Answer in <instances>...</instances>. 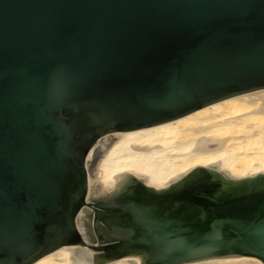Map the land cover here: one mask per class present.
I'll use <instances>...</instances> for the list:
<instances>
[{"label": "water", "instance_id": "1", "mask_svg": "<svg viewBox=\"0 0 264 264\" xmlns=\"http://www.w3.org/2000/svg\"><path fill=\"white\" fill-rule=\"evenodd\" d=\"M263 87L264 0H0V264L71 244L96 264L264 263V172L87 197L107 136Z\"/></svg>", "mask_w": 264, "mask_h": 264}, {"label": "bare ground", "instance_id": "2", "mask_svg": "<svg viewBox=\"0 0 264 264\" xmlns=\"http://www.w3.org/2000/svg\"><path fill=\"white\" fill-rule=\"evenodd\" d=\"M111 138L94 173L88 171V198L109 193L128 174L162 188L198 165L233 177L264 172V87L159 125L117 131L105 140ZM93 155L94 148L88 159ZM88 251L85 245H65L31 264H96ZM139 262L137 256H124L102 264ZM184 264L264 263L257 257H232Z\"/></svg>", "mask_w": 264, "mask_h": 264}, {"label": "rangeland", "instance_id": "3", "mask_svg": "<svg viewBox=\"0 0 264 264\" xmlns=\"http://www.w3.org/2000/svg\"><path fill=\"white\" fill-rule=\"evenodd\" d=\"M111 140H112V138L109 139V140H107V143H109ZM91 159H92V158H91ZM91 167H92V166H91ZM95 169H96V168H95ZM95 169H94L93 171H91L92 174L94 173ZM94 194L97 195L98 193H94ZM103 195H104V194H103ZM92 196H94V195H92Z\"/></svg>", "mask_w": 264, "mask_h": 264}]
</instances>
